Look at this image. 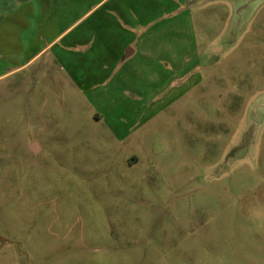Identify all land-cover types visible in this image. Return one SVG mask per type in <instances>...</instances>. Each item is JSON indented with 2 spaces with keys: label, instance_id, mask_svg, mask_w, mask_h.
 <instances>
[{
  "label": "rangeland",
  "instance_id": "374dc122",
  "mask_svg": "<svg viewBox=\"0 0 264 264\" xmlns=\"http://www.w3.org/2000/svg\"><path fill=\"white\" fill-rule=\"evenodd\" d=\"M253 4L0 0V264H264Z\"/></svg>",
  "mask_w": 264,
  "mask_h": 264
},
{
  "label": "crops",
  "instance_id": "0c3cea01",
  "mask_svg": "<svg viewBox=\"0 0 264 264\" xmlns=\"http://www.w3.org/2000/svg\"><path fill=\"white\" fill-rule=\"evenodd\" d=\"M25 1H28V0H25ZM257 1H260V0H257ZM257 1H255V3L257 2ZM24 2V1H23ZM98 3V2H97ZM254 2L252 1V0H240V5L242 6V7H244V8H250V7H252L254 4H253ZM88 11H90V10H88ZM87 11V12H88ZM54 41V40H53ZM130 52V50L127 52V53H129ZM0 56H1V54H0ZM31 144H34L35 146H36V149H38L39 148V145L38 144H36V143H31Z\"/></svg>",
  "mask_w": 264,
  "mask_h": 264
},
{
  "label": "water",
  "instance_id": "95a60500",
  "mask_svg": "<svg viewBox=\"0 0 264 264\" xmlns=\"http://www.w3.org/2000/svg\"><path fill=\"white\" fill-rule=\"evenodd\" d=\"M18 2H23L25 0H17ZM253 2L257 1V0H252Z\"/></svg>",
  "mask_w": 264,
  "mask_h": 264
}]
</instances>
